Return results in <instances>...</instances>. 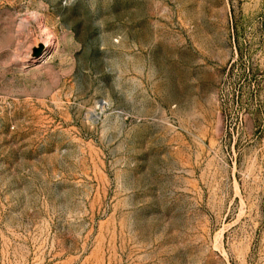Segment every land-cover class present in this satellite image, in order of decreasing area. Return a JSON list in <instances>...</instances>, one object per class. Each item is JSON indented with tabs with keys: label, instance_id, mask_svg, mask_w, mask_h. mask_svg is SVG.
Segmentation results:
<instances>
[{
	"label": "rangeland",
	"instance_id": "1",
	"mask_svg": "<svg viewBox=\"0 0 264 264\" xmlns=\"http://www.w3.org/2000/svg\"><path fill=\"white\" fill-rule=\"evenodd\" d=\"M0 264H264V0H0Z\"/></svg>",
	"mask_w": 264,
	"mask_h": 264
},
{
	"label": "bare ground",
	"instance_id": "2",
	"mask_svg": "<svg viewBox=\"0 0 264 264\" xmlns=\"http://www.w3.org/2000/svg\"><path fill=\"white\" fill-rule=\"evenodd\" d=\"M44 27H46V26H44ZM43 27V28H44ZM45 30H47V29H45ZM47 35V34H46ZM47 37V36H46ZM54 37L53 36H51V34L49 33V37H48V39H46L45 40V43H46V49H45V52H44V55L47 53V51H48V49L52 46V44H53V39ZM54 45V44H53ZM50 51V50H49Z\"/></svg>",
	"mask_w": 264,
	"mask_h": 264
},
{
	"label": "water",
	"instance_id": "3",
	"mask_svg": "<svg viewBox=\"0 0 264 264\" xmlns=\"http://www.w3.org/2000/svg\"><path fill=\"white\" fill-rule=\"evenodd\" d=\"M42 47H43V46H41V48H40L39 50H37L38 53L42 50Z\"/></svg>",
	"mask_w": 264,
	"mask_h": 264
}]
</instances>
